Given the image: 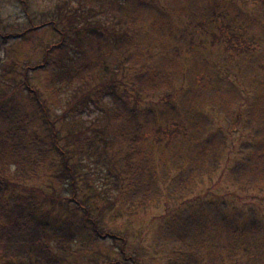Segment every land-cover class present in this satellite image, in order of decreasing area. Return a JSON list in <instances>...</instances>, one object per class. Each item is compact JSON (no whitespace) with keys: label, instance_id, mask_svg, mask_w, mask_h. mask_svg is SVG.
Segmentation results:
<instances>
[{"label":"rangeland","instance_id":"obj_1","mask_svg":"<svg viewBox=\"0 0 264 264\" xmlns=\"http://www.w3.org/2000/svg\"><path fill=\"white\" fill-rule=\"evenodd\" d=\"M193 1L163 0L156 7L151 3L141 7L143 13L138 24H142L143 29H139L135 41H129L130 46H125L121 42L120 32H125L123 29L126 24L123 19L126 18H121L123 8L118 2L128 7V0H0V92L11 88L15 83L13 79H16L17 85L20 86L21 81L27 77L30 85L45 99L51 117L57 120L56 126L61 136L71 132L70 123L73 121L78 122V129H86V133L92 134L100 126L102 129L107 124L115 126L112 118L113 101L110 96L104 94L88 107L86 104L82 105L80 101L91 96V86L83 89L80 85L79 93L71 94V88L59 95L62 106L54 105L48 88L54 87L50 81V73L57 68L56 62L60 60V68H64L68 63L67 55L81 49L78 44L83 42V35L88 30L99 33L107 64L119 63L121 58L117 56L122 57L121 52L138 53L136 55L141 64L149 62L150 66L160 71V76L155 82V86L160 87V90L153 97L140 100L139 104L149 110L142 147L148 163L153 160L156 162L159 175L156 185L164 195L162 202L156 197L145 209L129 213L122 204L125 200L115 198L116 192L111 189L106 190L104 187L108 185L101 178L97 181L91 177L88 181H79L78 199L81 202L88 199L86 205L90 203V215L98 221L99 227L125 234L132 250L140 256L139 264L169 262L167 252L172 247V241L176 240L170 233L166 217H174V208L180 201L194 198L189 203L190 208L184 206L182 211L178 212L183 215L181 221L187 218L191 221L193 210L200 209L203 203L206 205L214 202L229 208L231 216L233 212V217L237 216L234 222L239 225L232 226L229 233L237 227L240 228V224L242 227L239 234L232 235V245L226 239L213 245L210 250V242L207 243L206 251L200 254L201 262L264 264V176L261 177L256 170L253 171L255 146L257 145L258 150L264 144V103L260 102L264 101V0H242L240 7L242 12L246 13L247 20H231L232 12L227 11L218 18L220 21L218 20L216 26H211L210 23L202 24L200 20L192 18V13L195 12L199 13V16L208 14L212 0ZM153 20L165 27L170 22L175 29L185 30L186 33L174 34V30L167 27L172 34L167 33L168 31L159 33L158 29L154 34L152 27L145 31L144 26H151ZM222 26L231 31L220 34L218 30ZM211 31L221 35L219 42L215 36L212 38ZM5 34L11 36L7 37ZM185 38L187 45L182 44ZM146 40L147 43L144 44L143 41ZM167 41L181 44L183 49L186 48L182 51L184 54L175 51L162 57L161 49ZM202 41L206 43L202 45ZM54 45H60V48ZM181 56L189 62L194 59H199V62L207 60L204 64L199 63V70L203 75L199 74L197 67L182 75L181 66L178 64ZM223 60H228L226 64L227 67L230 66L228 70L231 72L238 71V65L240 66L238 72L241 73L240 80L243 84L234 80L237 86L235 88L221 79H214L218 72L215 63ZM38 64L45 66L27 69ZM217 65L220 66L219 63ZM207 66H215L212 68L214 72ZM187 77L190 84L185 88L183 80ZM121 78L120 76L118 79ZM127 79L129 80L125 78V83L120 84L119 88L122 93L126 88L131 95L137 86L134 87L133 83L126 86ZM111 80H115L111 74L99 78V81L105 84ZM135 81L137 82L136 79ZM22 88L23 85L19 90ZM166 94H174L175 98L169 104L175 107L166 106L167 102L163 98ZM207 105L214 106L215 111L206 109ZM72 106L76 107V111L67 114V109ZM201 108L216 118L210 117L206 120L201 117L198 114ZM242 112V125H235V116ZM203 125L207 126L206 130L209 132L205 140L221 149L212 157L208 155L205 158L203 172L207 174L200 177L198 174L201 171L197 172V176L195 174L198 165L200 166V162L195 159L200 158L198 150L201 146L192 142V139H197L199 133L205 132ZM64 140L72 142L65 138ZM189 149L191 151H188ZM214 151L211 147L209 152L213 154ZM258 168L261 169V166ZM55 172L56 167L50 165L40 172L37 179L25 185L45 193L48 201H42L41 207L49 212L53 209L50 199L55 193L61 196L63 205L71 203L65 199L67 192L64 193L62 189L58 192L55 189L59 187L55 186L58 185L53 177ZM242 172L250 176L254 174L257 178L255 183L251 184L254 181H251L250 177L249 184L246 179L235 182ZM163 183H171V186L167 187ZM174 184L178 186L174 187ZM256 184L258 187L254 188L253 185ZM188 185H192L189 194ZM165 187L168 188L167 192ZM15 190L19 196H28L31 191ZM167 197L169 206L164 203ZM129 201L125 202L129 204ZM71 204L76 206V203ZM60 206V203L54 206L56 212L50 213L51 216L69 215V211ZM67 208L74 210L78 215L83 214L71 205H67ZM209 209H212L211 206ZM251 223L257 226L253 237ZM81 244L80 261L83 264H87V260L90 262V258L95 259L96 264H102L106 257L117 255L113 250L111 238L103 240L84 236Z\"/></svg>","mask_w":264,"mask_h":264},{"label":"trees","instance_id":"obj_2","mask_svg":"<svg viewBox=\"0 0 264 264\" xmlns=\"http://www.w3.org/2000/svg\"><path fill=\"white\" fill-rule=\"evenodd\" d=\"M162 1L128 0L130 3L128 7H124L118 2L119 6L123 8L121 18H126L123 19L126 24L123 29L125 32H120L123 45L130 46L129 41L131 43L135 41L138 31L143 29L142 24H138L143 13L141 7H146L150 3L156 7ZM164 1L166 2V0ZM241 1L212 0L208 14L199 16V13L195 12L192 13V18L200 20L202 24L210 23L211 26H216L218 20L220 21L218 18L227 11H231L233 15L231 20L238 19L245 22L247 15L242 12ZM151 27L154 29V34H156L157 29L160 30L159 33L168 31V29L174 30V34L186 33L185 30L175 29L170 22L166 26L167 29L162 23L153 20L152 25L147 26L146 24L144 29L146 31ZM31 30L33 29L31 28ZM170 30L167 33L172 34ZM228 31L231 29L223 26L218 30L222 35ZM211 32L212 38L214 39L215 36L219 42L221 35L215 31ZM5 36L10 37L11 35L5 34ZM83 36H85L83 42L78 44L81 49L67 55V65L60 68V60H58L56 62L57 68L50 73V81L54 85V87L48 88L51 99L54 105L60 107L62 106L60 94L71 88V94H77L80 85L83 86V89H88L91 86V96L79 103L86 104L88 107L90 103H95L99 97L107 94L114 104L112 118L115 126L107 124L104 129L100 126L92 134H88L86 129H78V122L73 121L70 123L71 132L61 136L60 130L56 126L57 120L51 117L45 99L42 98L36 88L30 85L27 77L20 83L23 85L22 89L19 90L21 85L18 86L16 79H13L14 85L10 89L0 92V99L2 100L0 102V264H83L80 261V246H82L81 242L84 236L103 240L112 239L114 245L112 247L117 255L106 257L102 264H139L140 256L132 250L129 239L123 232L102 229L99 227L98 221L91 217L90 203L88 206L86 205L88 199L84 202L78 199V183L79 181H88L89 177L97 181L101 178L108 185L104 187L106 190L111 189L112 192H116L115 198L130 200L129 204L125 201L122 203L129 213H136L145 209L151 205V201L163 199L164 195L159 192L156 185V181L159 179L156 162L153 160L150 164L148 163L145 150L142 147L143 131L146 130L149 110L139 104L140 100L151 98L160 90V87L155 86L160 71L150 66L149 62L141 64L136 55L138 53L133 52H121L122 57L117 56L121 58L119 63L109 62L107 64L99 33L95 30H88ZM181 36L185 37L184 35ZM143 42L145 44L147 40ZM205 43L202 41L201 44L204 45ZM182 44H188L187 38ZM54 46L60 48V45ZM185 49L181 44L167 41L164 43V48L161 49L160 54L164 57L169 52H182ZM198 60L194 59L189 62L184 56H181L178 64L181 66L182 75L192 72L193 68L197 67L202 76L203 72L199 70V63L204 64L207 60L200 62ZM217 62L220 66L215 63L218 70L216 78L214 77L216 81L221 79L235 88L237 86L234 80L243 84L240 80L239 65V69H237L239 72H231L228 70L230 66L227 67L226 64L228 60ZM44 66L38 64L35 67H27V69L33 70ZM215 66L207 67L210 68L211 72H214L212 68ZM108 74H111L115 80H111L108 84L99 81V78ZM227 74L231 76L228 77ZM120 76L122 78L119 80ZM125 78H129L126 86L132 83L134 87L137 86L131 95L128 94L126 88L124 93L119 88L120 84L125 83ZM187 79L188 77L183 80L185 88L190 84V80ZM122 94L123 97L121 98ZM163 98L167 102L166 106L171 107L172 104L169 102L175 96L174 94H166ZM260 102L264 103V101ZM75 106L69 107L66 113H74L77 107ZM205 108L215 111V107L211 105H207ZM198 114L205 117L206 120H209L210 117L216 118L214 115L205 113L204 108H201ZM243 116V112L237 113L234 124L242 125ZM206 127L203 125L205 132L199 133L198 137L196 136L197 139H192V142L201 146L198 150L200 158L195 159L200 162L197 171L195 170L196 176L197 172L201 171L198 174L200 177L207 174L205 171L203 172L205 158L208 155L212 157L217 150L221 149L218 145H213L209 140H205L209 136ZM64 138L72 142L65 141ZM211 147L215 149L213 154L209 152ZM255 147L253 171L256 170L262 177L264 176V144L258 150L257 145ZM151 153L154 155L153 151ZM50 165L56 167L53 177L58 184L55 186L59 187L55 189L58 192L61 189L64 193L67 192L68 195L65 199L71 203H76V206L65 201L66 205H63V199L55 193L50 199L53 202V209L49 212L41 207L42 201H48L45 193L39 189L25 186L37 179L40 172ZM146 166L150 168H146ZM259 166L261 169L258 168ZM253 175L250 176L242 172L236 177L235 182H242L246 179V183L249 184L250 177V180L253 179L254 181L251 182L253 184L257 179ZM163 184L167 187L171 186V183ZM217 185H219V181ZM257 185H253V187L256 188ZM175 186L178 185L174 184ZM167 187H165L166 192L168 191ZM190 187L192 185L187 186L188 194L191 193ZM15 189H30L31 191L28 192V196H19ZM179 192H181L180 188ZM193 199L187 198L180 201L174 208L176 214L173 218L169 219V215L167 217L160 216L167 218L170 233L174 235L173 239L176 240L172 241V247L167 252L169 253L167 264H203L200 254L206 251L207 243L210 242V250L213 245L226 239L232 245V235L239 234L241 231L242 225L240 224V228L235 227L236 229L229 233L232 226L239 225L234 222L237 216L233 217L234 212L231 216L229 208L214 202L206 205L203 203L200 209L193 210L191 221L190 218L181 221L183 215L178 212H181L184 206L190 208L189 203ZM59 203L63 209L69 211V215L51 216L50 213L56 212L54 206ZM164 203L169 206L168 197ZM67 205L73 206L74 209L83 214L78 215L74 210L70 211ZM209 206H211V210ZM230 213L232 212L230 211ZM245 223L247 225V221ZM256 227V224H250L252 237ZM87 264H96V261L90 258V262L87 260Z\"/></svg>","mask_w":264,"mask_h":264}]
</instances>
